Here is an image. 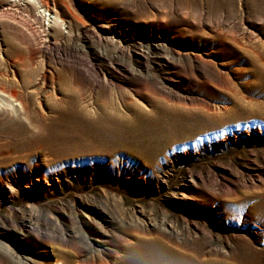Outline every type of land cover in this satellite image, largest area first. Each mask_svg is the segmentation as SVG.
<instances>
[{"label": "rangeland", "instance_id": "obj_1", "mask_svg": "<svg viewBox=\"0 0 264 264\" xmlns=\"http://www.w3.org/2000/svg\"><path fill=\"white\" fill-rule=\"evenodd\" d=\"M12 89L0 264H264V0H0Z\"/></svg>", "mask_w": 264, "mask_h": 264}, {"label": "bare ground", "instance_id": "obj_2", "mask_svg": "<svg viewBox=\"0 0 264 264\" xmlns=\"http://www.w3.org/2000/svg\"><path fill=\"white\" fill-rule=\"evenodd\" d=\"M16 1L17 0H6V2L10 3V4H12ZM46 3H48V1ZM16 100H17V92L15 89L10 90L8 92L7 96L0 95V105L2 104L3 101H5V105L10 107L13 110V112H17V110L14 107V103Z\"/></svg>", "mask_w": 264, "mask_h": 264}]
</instances>
